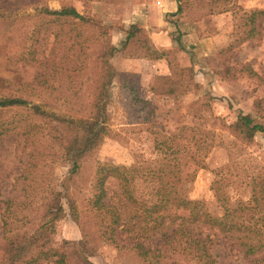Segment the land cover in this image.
Returning <instances> with one entry per match:
<instances>
[{"label":"rangeland","instance_id":"obj_1","mask_svg":"<svg viewBox=\"0 0 264 264\" xmlns=\"http://www.w3.org/2000/svg\"><path fill=\"white\" fill-rule=\"evenodd\" d=\"M64 6L99 27L39 11ZM238 6L262 9L264 0H0V9H8L0 16V97H22L85 120L103 47L113 46L106 58L115 71L106 85L109 131L74 180L65 182L69 162L60 123L35 118L25 107L0 113V200H11L8 209L0 201V246L11 230L35 228L40 198L65 184L79 220L66 211L45 217L42 222L49 223L37 240L58 253L75 252L83 227L95 264H143L133 250L99 236L90 200L96 164L153 159L156 132L182 150L184 174L195 167L188 168L193 160L205 164L187 195L222 217L223 231L211 251L217 260L264 264V132L247 140L232 127L242 114L264 123V21L260 33L248 36ZM131 25L137 31L128 36ZM132 184L139 201L154 198V180L136 177ZM23 215L27 219L19 221ZM54 258L39 264H55ZM172 258L195 264L186 251ZM0 264H6L1 249Z\"/></svg>","mask_w":264,"mask_h":264},{"label":"trees","instance_id":"obj_2","mask_svg":"<svg viewBox=\"0 0 264 264\" xmlns=\"http://www.w3.org/2000/svg\"><path fill=\"white\" fill-rule=\"evenodd\" d=\"M237 8L243 18V24L249 25L247 35L260 33L264 21V8L248 11L239 6ZM227 10L225 7L218 8L217 12ZM39 11L56 18L78 19L83 24L99 27L95 21L92 22L90 17L81 14L73 6H64L60 9L45 7ZM180 11L179 5L177 12ZM5 12H8V9H0V16L4 17ZM128 31V36H132L137 29L131 25ZM103 48L105 50L98 56L100 60L97 64L95 94L90 100V112L85 120H76L72 115L56 113L40 102L31 103L22 97H0V113L14 107H25L35 118L38 117L49 124L53 122L61 124V147L63 155L69 162L65 182L79 176L83 162L99 147L109 131L106 85L111 83L115 71L107 59L113 54V46ZM232 127L247 140L257 132H264V123L256 122L247 114L238 115ZM153 133L157 153L153 159H140L129 166L110 162L96 164L94 193L90 200L91 210L98 214L96 232L120 248L133 250L143 264H182L172 258L181 251H186L195 264H221L217 260V253L211 251L218 244L219 235L223 231L222 217L217 212L209 210L203 201L193 200L187 195L195 171L205 164L193 160L188 168L191 165L195 167L184 174L188 162L181 161L182 150L171 143L172 138L164 134L158 138L156 132ZM215 174L218 175V172ZM136 177L154 180L157 183L154 198L145 201L135 198L132 183ZM110 180L115 182L113 187L108 186ZM216 182L218 179H215ZM261 185L264 187V181ZM213 190L216 201L222 200L220 190L214 183ZM1 202L6 204V209L10 207V199ZM39 203L42 208L40 223L30 231L11 230L0 246L2 260L6 264H39L56 256L53 259L55 264H95L90 259L92 248L83 227L82 238L77 242L78 248L75 252L58 253L36 238L40 228L49 223L42 222V219L50 215L53 220L57 219L60 212L66 211L75 222H78L79 213L69 187L64 184L60 191L52 190L40 198ZM26 219V215L18 218L19 221ZM25 223L21 225L24 226ZM3 224L6 225V220ZM169 257L172 260L168 263Z\"/></svg>","mask_w":264,"mask_h":264}]
</instances>
